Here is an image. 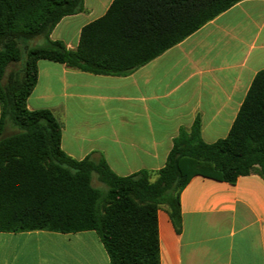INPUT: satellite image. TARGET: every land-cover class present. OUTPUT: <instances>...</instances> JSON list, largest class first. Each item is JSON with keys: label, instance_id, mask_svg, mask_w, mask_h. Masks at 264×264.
I'll list each match as a JSON object with an SVG mask.
<instances>
[{"label": "trees", "instance_id": "1", "mask_svg": "<svg viewBox=\"0 0 264 264\" xmlns=\"http://www.w3.org/2000/svg\"><path fill=\"white\" fill-rule=\"evenodd\" d=\"M241 1L115 0L69 50L51 35L63 18L84 11V0H0V232L93 231L111 264H161L158 211L167 208L181 234V194L194 176L231 184L251 174L264 178V71L227 138L205 143L196 119L181 129L155 180L147 170L118 176L103 156L73 159L62 150L55 115L27 107L40 60L127 76ZM35 38L44 43L29 46ZM14 63L21 68L6 77ZM8 124L16 132L7 136Z\"/></svg>", "mask_w": 264, "mask_h": 264}, {"label": "crops", "instance_id": "2", "mask_svg": "<svg viewBox=\"0 0 264 264\" xmlns=\"http://www.w3.org/2000/svg\"><path fill=\"white\" fill-rule=\"evenodd\" d=\"M114 1L84 0V11L63 18L51 39L76 50L82 30ZM38 70L27 107L55 115L67 155L103 156L118 176L147 170L155 180L181 129L190 130L196 119L207 144L229 135L264 71V0L237 3L127 76L49 60H40ZM1 114L0 103V121ZM181 212L179 234L167 208L158 211L161 264H264L261 176L231 184L196 175L182 191ZM92 232H0V264H111Z\"/></svg>", "mask_w": 264, "mask_h": 264}, {"label": "rangeland", "instance_id": "3", "mask_svg": "<svg viewBox=\"0 0 264 264\" xmlns=\"http://www.w3.org/2000/svg\"><path fill=\"white\" fill-rule=\"evenodd\" d=\"M43 43H44V41H43L42 38H35V39H33V40H31V41L29 42V46H35L36 44H43ZM21 66H22L21 63H14V64H11V65L8 67V69H7L6 77L8 76V74H9L11 71L18 70V69L21 68ZM5 80H6V78H5ZM5 80H4V81H5ZM15 132H16V129H15L11 124H9L8 127H7V129H6V131H5V135H11V134H13V133H15ZM93 184H94L95 186H97V187L102 188V189H105V190L107 189V187H106L105 185L101 184L96 178L94 179ZM92 233H94V234L96 235L95 232H92ZM96 236H97V235H96Z\"/></svg>", "mask_w": 264, "mask_h": 264}]
</instances>
